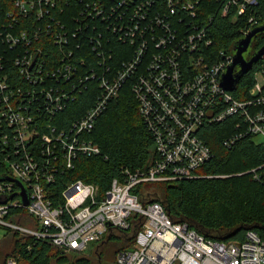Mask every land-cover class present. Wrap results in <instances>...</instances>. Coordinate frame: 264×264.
I'll use <instances>...</instances> for the list:
<instances>
[{
  "label": "built area",
  "instance_id": "2783aa9c",
  "mask_svg": "<svg viewBox=\"0 0 264 264\" xmlns=\"http://www.w3.org/2000/svg\"><path fill=\"white\" fill-rule=\"evenodd\" d=\"M0 21V229L43 239L63 252L89 255L110 226L144 224L114 264H264V241L251 230L243 241L207 239L175 223L158 202L143 205L139 184L201 178L213 158L206 125L235 116L228 147L251 135L264 142V80L245 100L222 86L233 55L212 49L200 0H12ZM220 15L238 23L256 0H218ZM74 11L73 21L58 16ZM65 14V13H64ZM248 20V18H246ZM257 22L249 19V35ZM132 82L156 154L145 170H122L106 195L80 180L57 196L52 187L79 156H99V118ZM88 97L86 112L66 128L64 111ZM28 193L24 205L21 194ZM61 196V201L57 200ZM7 264H17L15 256Z\"/></svg>",
  "mask_w": 264,
  "mask_h": 264
},
{
  "label": "trees",
  "instance_id": "16d2710c",
  "mask_svg": "<svg viewBox=\"0 0 264 264\" xmlns=\"http://www.w3.org/2000/svg\"><path fill=\"white\" fill-rule=\"evenodd\" d=\"M256 1V9L247 15L248 20L242 18L238 23L230 16L223 18L220 15L218 0H200L204 18L214 19L210 28L214 52L233 55L237 42L246 36L244 31L250 27V18L257 22L254 29L264 24V0ZM13 6L12 0H0V21L8 18ZM64 13L58 15L63 20L73 21L72 18L77 16L67 8ZM263 46L264 34H260L253 42V53ZM258 72L264 77L262 60L239 81L234 90L237 99L245 100L250 96ZM131 85L132 82L124 85L119 98L99 118L97 128L90 135L102 154L81 155L74 169L66 168L61 172L57 183L52 185L58 197L66 185L80 180L95 185L97 194L103 197L114 179L122 177L123 169L136 171L150 166L156 154L154 138L146 128ZM86 96L80 95V100L64 111L60 120L66 128H71L72 123L86 112ZM237 121L238 118L233 116L223 123L204 127L203 139L212 148L213 158L198 170L201 178L150 181L139 184L132 193L138 195L143 205L160 203L175 223H186L207 239L243 241L248 232L255 230L264 241V142L247 135L233 146H226L224 141L237 132ZM57 200L61 201V196ZM131 221L129 230L110 226L104 239L93 244L89 254L97 258L98 264H104L103 260L109 255L115 259L119 252L133 247L144 218L138 213ZM5 232L4 239H0V264H7L13 256L17 264H96L90 255L66 253L43 239Z\"/></svg>",
  "mask_w": 264,
  "mask_h": 264
},
{
  "label": "water",
  "instance_id": "95a60500",
  "mask_svg": "<svg viewBox=\"0 0 264 264\" xmlns=\"http://www.w3.org/2000/svg\"><path fill=\"white\" fill-rule=\"evenodd\" d=\"M264 34V24L256 27L249 35H246L235 45L233 63L227 67L223 74L222 86L227 91H236L239 81L243 75L251 71L252 67L258 64L259 60L264 61V46L256 53H253V42L259 35ZM24 205L29 201L28 193L23 189L21 194Z\"/></svg>",
  "mask_w": 264,
  "mask_h": 264
},
{
  "label": "rangeland",
  "instance_id": "374dc122",
  "mask_svg": "<svg viewBox=\"0 0 264 264\" xmlns=\"http://www.w3.org/2000/svg\"><path fill=\"white\" fill-rule=\"evenodd\" d=\"M260 78H261L260 80L263 82V79H264L263 75H261ZM5 234H6L5 230H1L0 229V239L1 240L4 239ZM92 248H93V244L90 245V250L89 251H91ZM89 257H91L93 260H95V263L98 264V262L96 261L97 258L95 256H93V255L91 256L90 255ZM103 262H104V264H112L113 262L115 263V259H114V257H110V255H109V257H107V259L103 260Z\"/></svg>",
  "mask_w": 264,
  "mask_h": 264
}]
</instances>
